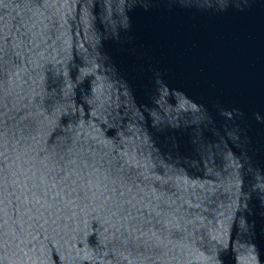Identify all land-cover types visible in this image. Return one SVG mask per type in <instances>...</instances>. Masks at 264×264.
Masks as SVG:
<instances>
[{"label": "water", "instance_id": "1", "mask_svg": "<svg viewBox=\"0 0 264 264\" xmlns=\"http://www.w3.org/2000/svg\"><path fill=\"white\" fill-rule=\"evenodd\" d=\"M0 264H264V0H0Z\"/></svg>", "mask_w": 264, "mask_h": 264}]
</instances>
